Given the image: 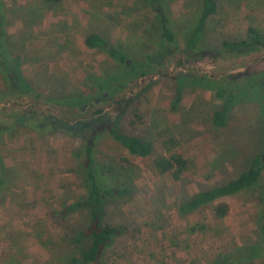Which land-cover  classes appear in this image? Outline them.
Segmentation results:
<instances>
[{
    "label": "rangeland",
    "instance_id": "1",
    "mask_svg": "<svg viewBox=\"0 0 264 264\" xmlns=\"http://www.w3.org/2000/svg\"><path fill=\"white\" fill-rule=\"evenodd\" d=\"M217 2V12L207 19L201 41L192 48L188 40L203 0H161L151 6L145 0H4L8 48L22 59L21 75L42 95L12 97L0 104V112L34 105L37 110L50 108L71 123L84 121L85 126L101 116V121L111 120L124 131L130 130L136 106L145 115L138 130L150 135L152 156L133 157L108 139L102 144L109 156L119 159L123 154L139 167L133 195L112 198L105 213V218L129 226L128 244L114 251L117 264H214L235 244L260 240L259 184L220 199L231 207L223 219L214 216V206L186 216L178 212L179 204L195 193L247 171L264 148V47L231 50L223 45L246 37L250 26L264 32V0ZM162 12L174 42L161 34ZM92 32L128 53L127 65L139 73L134 78L130 74L126 81L133 78L131 82L111 96H96L76 108L59 106L53 100L62 95L94 93L86 81L90 74L121 69L106 51L86 45L85 37ZM145 69L147 74L140 73ZM185 76L189 79L175 112L171 103L177 77ZM202 76L213 88L192 82ZM13 81L17 84L14 76ZM4 85L0 75V89ZM229 94L234 99L227 122L218 127L213 114ZM131 97L133 104L122 112L118 102ZM73 144L60 133L45 137L25 130L4 137L2 149L12 180L1 196L0 264H64L84 244L74 237L88 224L89 211L58 215L85 194L72 171ZM172 151L190 160L180 180L158 173L153 165L155 156Z\"/></svg>",
    "mask_w": 264,
    "mask_h": 264
},
{
    "label": "trees",
    "instance_id": "2",
    "mask_svg": "<svg viewBox=\"0 0 264 264\" xmlns=\"http://www.w3.org/2000/svg\"><path fill=\"white\" fill-rule=\"evenodd\" d=\"M47 2L58 4L64 0H46ZM161 0H145L150 6ZM4 0H0V75L6 80L4 88L0 89V104L9 101L10 98L26 95L39 98L42 91L36 90L31 80L25 79L21 75L22 59L14 55L7 45L6 16L4 10ZM218 10L217 0H203L202 14L193 29L188 45L194 47L203 37L207 19ZM161 34L167 38L168 42L175 41V34L169 24L168 16L162 12L159 16ZM85 43L90 48L106 51L121 69L118 72L106 75L90 74L86 77L87 84L92 91H81L62 95L53 100L59 106H70L76 108L83 106L96 96L105 94L112 95L114 91H120L126 87L139 72L136 67L127 65L128 53L122 48L114 45L102 34L92 32L86 35ZM223 45L227 49L253 50L264 47V32L254 26L247 29L246 37L235 41L225 40ZM135 65L134 63L132 64ZM137 72V73H136ZM145 69L140 73L147 74ZM133 74L128 81L126 79ZM13 76L17 84L13 81ZM189 76L177 77V89L171 103V109L178 111L183 97V88ZM206 80V81H203ZM195 84L213 88V83L207 81L205 76L198 79ZM222 95L223 90L217 91ZM234 99V94H229L224 106L215 111L213 122L216 126L222 127L227 122L230 104ZM134 98H123L118 102L121 111H126L132 105ZM42 109V108H41ZM0 112V204L1 196L6 190L12 177L10 168L6 163V158L2 149V141L9 134H17L25 130L37 132L45 137L58 133L68 136L73 141L70 149L75 161L73 173L78 176L85 189V194L77 198L74 202L67 204L59 210L58 215L65 218L78 209L89 211L88 224L75 235V241L82 242L77 253L68 257L64 264H117L114 258V251L120 246L127 245L126 241L129 233V226L123 222H115L107 219L106 209L112 198L130 197L137 189L135 180L139 175V167L131 162L127 157L122 156L116 159L109 156L102 148L105 140L113 141L119 145L123 151H128L133 157L148 158L154 152V144L150 135L145 131H140V124H144L145 115L139 106L133 111V117L129 123V131H124L111 120H102L101 116L93 118L90 123H71L65 117L55 115L53 110H37L34 105L23 110ZM100 108L97 112H102ZM88 127V131L85 129ZM162 135V134H161ZM78 138L81 141L78 145L75 142ZM175 143V137L169 136ZM153 165L160 174H170L175 180H180L190 167V160L183 154L172 151L162 152L154 157ZM256 184L262 189V207L259 210L258 225L260 227V240L258 243L235 244L231 250L224 252L214 264H255L258 261L264 264V148L262 152L255 156L249 169L238 177L216 184L207 189L201 190L192 195L188 200L178 206L181 216L192 214L203 207L214 206L213 214L217 219H223L230 212V204L220 199L233 196L241 191L253 188ZM219 201V203H216ZM216 203V205H214Z\"/></svg>",
    "mask_w": 264,
    "mask_h": 264
}]
</instances>
